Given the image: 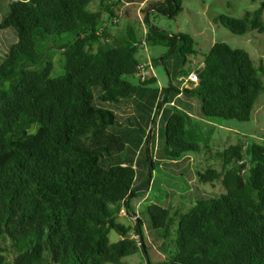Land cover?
<instances>
[{
	"label": "trees",
	"instance_id": "obj_1",
	"mask_svg": "<svg viewBox=\"0 0 264 264\" xmlns=\"http://www.w3.org/2000/svg\"><path fill=\"white\" fill-rule=\"evenodd\" d=\"M93 2L0 0V264H126V257L146 251L141 217L129 227L118 218L123 210L130 216L131 200L140 196L134 188L138 165L125 156L134 142L130 127L139 128L153 175L150 126L156 115L146 133L134 116L124 118L106 107L137 110L142 92L158 83L152 74L145 81L138 76L141 46L165 49L162 63L173 51L183 59L159 101L151 102L156 113L175 96L195 95L204 119L250 122L264 92L249 53L225 43L205 55L196 70L198 84L183 88L180 79L193 72L185 66L198 54L194 39L148 23L150 11L173 18L182 11L181 0L146 4L144 41L130 25L111 33L121 0H100L97 11H88ZM262 9L242 19L220 17L218 23L238 35L262 33ZM64 35L70 39L58 44ZM56 46L64 61L59 78L51 76ZM151 61L154 67L159 58ZM170 107L159 157L179 162L202 148L186 139L189 114ZM209 151L221 170L198 172V182L217 181L224 193L201 197L186 213L173 214L175 207L167 203L147 207L151 230L161 238L177 218L173 250L161 264H264V142ZM112 231L120 237L116 242L110 241ZM132 232L142 237L141 246Z\"/></svg>",
	"mask_w": 264,
	"mask_h": 264
},
{
	"label": "rangeland",
	"instance_id": "obj_2",
	"mask_svg": "<svg viewBox=\"0 0 264 264\" xmlns=\"http://www.w3.org/2000/svg\"><path fill=\"white\" fill-rule=\"evenodd\" d=\"M154 1L157 0H121L117 8L118 21L112 28L111 33H123L127 25H130L137 32V36L144 41L148 31V25L144 20L145 15L143 14V9L146 4ZM3 6L7 8V3L4 2ZM181 6L182 11L173 18L156 11L150 12L148 14V23L168 32L172 36L182 33L194 39L195 49L198 54L189 58L185 68L190 67L193 72L197 73L196 70L203 66V59L210 48L216 43H225L233 48L244 49L249 53L254 66L258 70V75L264 84V31L260 33L256 30H250L245 34L238 35L228 30L221 23H218L220 17L242 19L247 13H253L263 8L261 21L264 25V0H181ZM99 7L100 0H94L88 7V11L95 12ZM69 39L70 37L68 35H64L58 38L57 41L58 44H62ZM146 47L141 46L139 50L138 57L141 63L147 60L148 57L159 58V63L152 70L158 83L147 87L139 96L146 110L143 107H139L136 110L134 105L126 109L123 107L117 109L109 105H106V107L114 110L124 118L134 116L133 121L135 124H139L147 132L149 125H147L149 118L148 109H151V113L153 112L150 103L157 98L159 101L160 97L158 95L164 88L169 86L172 81L171 77H175L177 72L183 68V59L176 51H173L164 57V62L162 63L160 62L161 55L165 54L166 50L160 47L153 49ZM52 63L53 69L51 76L53 78L62 77L64 75V61L57 46L54 48V59ZM261 67H263V71H261ZM166 68L170 74H168ZM17 82L18 79H15L14 84ZM7 86L9 87L10 84L8 83ZM174 102L178 108L191 114L192 119L187 127L186 139L188 141L194 140L196 144L200 145L202 151L201 153L184 154L182 159L177 163L169 159L160 158V154L157 155L154 151V162L157 167L153 175H149L148 167L152 165L151 160L146 162V155H144L146 152L142 151L143 149L138 150L141 142V137L138 133L139 128L130 127L134 142L131 145H127L125 156L138 165L137 175L139 179L135 183L134 188L140 189L138 193L140 196L137 199H132L130 205L131 211H135L134 213L139 215L143 221L142 229L146 251L143 252L140 250L134 255L126 257L124 259L126 264H149V261L152 264H161L165 261V257L173 250V242L176 239L177 218L172 216L174 221L170 233L166 238H161L158 235L160 234L159 232L157 234L151 230L147 213V207L149 205L153 203H167L175 207L172 211L173 214L176 211L186 213L201 197H217L224 193L225 189L223 185L217 181L214 182V186L212 183L200 185L198 182V172H205L210 167H213L217 171L221 170V162L215 159H209L210 149L224 151L231 145L246 141L249 142L253 139L264 142V92L260 94L256 102L250 122L226 121L221 119L208 120L201 118L199 116V99L195 95L182 94L181 96H175ZM156 112L157 108L154 109V116L156 115V120L153 125L155 126L154 135L156 134L157 124L161 121V133L163 135L171 107L168 108L165 117H163V110L159 113ZM152 124L150 127H153ZM156 138H154L155 144H157V140L159 139L161 142L159 151L162 152L164 149L163 137L161 138L160 136L157 140ZM141 152H143V156L138 161L137 159ZM187 157L191 159L186 161ZM170 192H176L178 194L176 196L174 194L172 197ZM145 193H149V197L146 200L142 197ZM118 222L125 227L131 225L130 220L125 217L118 218ZM109 237L111 242H116L120 238L116 231H112ZM163 245H165L166 251H162L160 246Z\"/></svg>",
	"mask_w": 264,
	"mask_h": 264
},
{
	"label": "crops",
	"instance_id": "obj_3",
	"mask_svg": "<svg viewBox=\"0 0 264 264\" xmlns=\"http://www.w3.org/2000/svg\"><path fill=\"white\" fill-rule=\"evenodd\" d=\"M144 4V3H143ZM150 12H154V11H150ZM146 47V46H145ZM147 48V47H146ZM148 60H151V58H147V60H145L144 62H146V61H148ZM143 62V63H144ZM152 75H153V71H152ZM191 88V87H190ZM178 96H181V94L180 95H178ZM176 106V104H175V102L173 101V102H171V103H169L168 105H165L164 107H163V117H165V114L167 113V111H168V108L170 107V106ZM153 105L150 103V107H152ZM143 108H145L144 106H142ZM153 109H152V113H151V109H148L149 110V118H148V120H147V125L148 124H150V121L154 118V107H152ZM145 110H146V108H145ZM187 112V111H186ZM200 112V111H199ZM188 114H189V116L191 117V119H192V116H191V114L189 113V112H187ZM199 116L201 117V115H200V113H199ZM202 118V117H201ZM154 125V123L152 124V126ZM155 127V126H154ZM157 130H156V136L154 135V138H160V136H161V138H162V133H161V129H162V121L161 122H159L158 124H157V128H156ZM160 132V133H159ZM146 133H148V130H147V132ZM157 138H156V140H157ZM143 143V142H142ZM160 140L158 139L157 140V144H155V148H154V151L157 153V155H159V145H160ZM143 145H144V143H143ZM142 145V146H143ZM140 146H141V144H140ZM142 146L141 147H139L138 148V150H140L141 148H142ZM142 157V153L139 155V157H138V161L140 160V158ZM189 159H191V158H189V157H187L186 158V161H188ZM173 162H175V163H177L178 161H173ZM155 172V171H154ZM188 173V172H187ZM138 179H139V177H138ZM138 179H137V181H138ZM192 179H193V177H192ZM192 191V190H191ZM190 191V192H191ZM189 192V193H190ZM171 193V195H172V197H173V195L175 194V196H176V194H178V193H176V192H170ZM142 197H144L143 199H147L148 197H149V193H146V195H144V196H142ZM139 203V202H138ZM140 204H141V201H140ZM137 205V204H136ZM137 207H139V206H137ZM135 211H131L130 212V216H127L126 215V212L124 211L123 213H121L120 214V217H125V218H128L129 220H130V222H131V225H133V222H132V217H134V216H139V215H136V213H134ZM130 225V226H131Z\"/></svg>",
	"mask_w": 264,
	"mask_h": 264
},
{
	"label": "built area",
	"instance_id": "obj_4",
	"mask_svg": "<svg viewBox=\"0 0 264 264\" xmlns=\"http://www.w3.org/2000/svg\"><path fill=\"white\" fill-rule=\"evenodd\" d=\"M153 68L154 67H153L152 61H150V60L148 62L146 61V63L145 62L144 63H141L140 66H139V73H138V76L140 77V79L142 81H145L152 74ZM180 80L183 83V88L193 87V86L197 85L198 82H199V78H198L196 72H192V73L189 74V76H187L186 78H181ZM123 212H124V210L122 211V213ZM137 218H138V216L132 217V221H133V224L134 225L137 222ZM130 238L133 241L136 242L137 246H141V244H142V237L140 235H138L135 232H132L130 234Z\"/></svg>",
	"mask_w": 264,
	"mask_h": 264
}]
</instances>
